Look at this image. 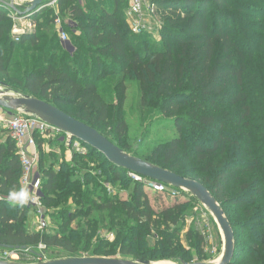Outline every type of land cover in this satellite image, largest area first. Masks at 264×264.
<instances>
[{"label": "trees", "instance_id": "trees-1", "mask_svg": "<svg viewBox=\"0 0 264 264\" xmlns=\"http://www.w3.org/2000/svg\"><path fill=\"white\" fill-rule=\"evenodd\" d=\"M87 1L89 11L83 0L57 4L61 17L77 24L79 48L92 57L76 53L73 64L61 50L53 10L27 13L37 20L36 29L16 42L9 4L0 2V83L58 109L72 108L60 110L124 151L126 86L115 78L121 72L139 82L145 106L157 103V112L173 119L179 131L177 139L143 160L188 179L197 175L222 209L228 205L242 211L243 220L234 224L229 220L235 237L231 264H264V72L250 67L256 53L241 48L232 28L239 19L264 20V11L259 10L264 9V0H250L256 6L243 8L233 0H153L157 10L167 15L168 36L160 48L149 52L134 45L123 0ZM109 2L111 7L106 6ZM256 28L248 26L247 31ZM64 29L68 32L67 26ZM260 45L264 47V42ZM30 52L41 57L29 62ZM108 61L116 67L113 72ZM101 77L113 78L110 83L118 93L115 123L105 94L108 86L99 82ZM6 95L14 94L5 91ZM46 140L61 141L36 134L40 148ZM84 146L88 153L74 152V166L52 164L41 172V202L55 226L29 234L31 208L10 199V193L22 189L17 146L11 138L0 143V248L21 250L44 244L74 258L193 261L179 241L191 204L176 202L156 210L145 184ZM182 159L194 162L193 168L181 170ZM110 184L130 190V201L110 195ZM99 230L113 233L114 241L102 238ZM185 237L190 243L192 234Z\"/></svg>", "mask_w": 264, "mask_h": 264}, {"label": "rangeland", "instance_id": "rangeland-1", "mask_svg": "<svg viewBox=\"0 0 264 264\" xmlns=\"http://www.w3.org/2000/svg\"><path fill=\"white\" fill-rule=\"evenodd\" d=\"M2 1L13 5L14 8H17L18 10L21 8L26 9L32 2V0H13L12 2L10 0ZM51 1L52 0H45L42 6L47 7L38 8L37 10L39 13L37 14H45L49 10H53L54 15L55 10L57 8V4L52 5L51 7L48 6ZM233 1L235 2L234 5H236L237 7L243 8V6H245L246 4H252L253 6H256L254 3H250V0ZM123 3L125 6V11L127 12L129 7V0H123ZM88 4H91V2L83 0V8L86 9ZM106 6L111 7L112 5L109 2ZM86 10L89 11L88 9ZM259 10L264 11V9ZM252 14L253 13H249V15L247 16H251ZM166 17V13L164 14V12H162L159 8L157 10L153 0H145L142 18L146 21V26L143 27L141 31L137 33L132 32L135 35L133 38L134 45H142L144 51L146 49L147 52L151 51V48L154 47L160 48L166 42L168 36V32L166 31L168 26L166 23ZM36 21V19H31L30 22L23 21L19 24V27L22 28L23 26H26V24L24 25V23H30V26H33V30H35ZM63 23L65 26H67V34L69 36V40L66 42H61L59 40V42L61 44V50L70 55V64L74 63L73 59L76 53H78L80 56H88L92 58L90 55L83 53V50L79 48V42L75 40L76 38H79L81 36L80 33L77 31V24L70 21L68 18H64ZM12 24L14 25L15 22L12 21ZM252 25H256L258 26V28L251 31H247L248 26ZM232 28H234L235 30L234 35L236 36V39L241 48L248 50V52L256 53L254 54L256 55L255 59L250 62V67H252L255 72H264V47H261L260 45L262 41L264 42V20H249L248 18L239 19L237 20V22L233 21ZM145 41L148 42L147 47L143 45ZM262 49L263 51L261 52ZM39 57L41 56L38 53L30 52L28 54V61H33L34 59H38ZM80 63L81 62H79V65ZM13 64L16 65L15 60H13ZM107 65H109V67L111 68L109 69V71L111 72H113V70L116 68L114 65H112L111 61H108ZM12 69L19 70L18 68H14V66L12 67ZM89 70L90 69H88V71ZM88 71L87 74H89ZM119 75L120 76L116 77L115 80L122 81L124 86H126L124 103L122 105V115L126 124L128 125L127 133L122 139L121 144L125 149L124 151L129 155L136 158L144 159L149 153L159 150L164 143L177 139L179 137V131L173 119H169L168 117L163 116L157 112V103L151 101L149 107L145 106L139 82L121 76V72L119 73ZM99 80L100 83H107L108 88L105 91V94L107 100L111 104V123H115L116 121L114 120V118L116 117L120 105L118 103L119 97L117 99L118 93L116 95V92L113 88L114 83H110L111 81H113V78L101 77L99 78ZM5 91L11 92L14 95L27 96L22 90H15L9 86L0 83V92L4 93ZM60 109L65 112H70L73 110L72 108L67 107H60ZM19 113L21 112H16L15 115ZM9 117L10 115L4 109H0V136H2L0 139V143L3 141L7 142L10 139V132L7 128V124L5 123V121H7ZM42 145V148H40V146L38 145L32 150V153L35 155L36 168L40 180V196L42 195L41 172L43 171V169L45 167H50L52 164L58 163L65 164L68 167L74 166L73 154L74 152H77L76 150H74L73 145L71 147H67L62 141L59 140H46V142H44ZM87 153L88 151L85 154ZM181 164V170L187 171L193 168L194 162L190 161L189 159H182ZM190 178L192 180L200 181L197 175L190 176ZM112 190H115L114 196H118L123 200L130 201V190L120 191L118 187H114V185L110 184V191ZM145 190L151 201L152 206L158 211L170 207L176 202H187L191 204L193 210L189 213L190 215L185 218L184 223L182 222L184 224V230H182L179 237V241L182 247L185 248V250L189 252L191 256H193V261L186 263L216 264L221 261L225 248L224 237L219 225L215 221V218L205 206L200 204L198 200L189 192H186L181 189H173L165 194H158L154 192L153 189H151L150 187H146ZM27 207L29 210L30 208L32 209V205ZM223 210L225 216L228 220H230V222H232V224H234L233 222L238 223L239 221L243 220L242 211H238L236 208L230 207L228 205L224 206ZM42 213L48 224L47 229L49 230L50 228L55 226L54 221L52 220L51 216H48L49 213L43 208ZM29 215L30 211L28 217ZM188 232L192 234V239L190 243L187 242L185 237ZM32 233H34V231H32ZM98 234L104 239H109L112 242L114 241L110 239V236L113 233H108V231L99 230ZM199 238H201V242H199L200 240H197ZM37 248L38 247H31L32 251L36 253ZM44 253L46 256L44 262L74 258L67 256L63 253V251L56 248L51 249L48 247L44 251ZM5 256L6 250H0V261L8 262ZM120 258L134 261L132 258L128 257L119 256L118 259ZM19 263L40 264L41 262L35 256L25 254L21 257V262ZM151 264L185 263L174 260H162L151 262Z\"/></svg>", "mask_w": 264, "mask_h": 264}, {"label": "water", "instance_id": "water-1", "mask_svg": "<svg viewBox=\"0 0 264 264\" xmlns=\"http://www.w3.org/2000/svg\"><path fill=\"white\" fill-rule=\"evenodd\" d=\"M0 1L2 2V0ZM10 1L12 2L13 0ZM44 2L45 0H34L26 8V13H35ZM9 6L15 12L21 13L20 10L14 8L13 5L10 4ZM0 109H4L9 115H14L16 112H23L28 115L36 116L60 131L69 134L82 144L99 151L111 164L118 168L147 179L151 181V183L156 182L170 188L189 192L200 204L211 212L223 234L225 243L224 253L221 261L216 264H231L235 253L233 228L225 216L221 205L202 183L182 177L171 171L154 166L143 159L129 155L95 129L76 120L45 101L25 95L4 96L0 94ZM0 249L13 250L12 247H1ZM0 264L14 263L0 261ZM40 264H151V262H136L121 258L77 257L41 262Z\"/></svg>", "mask_w": 264, "mask_h": 264}, {"label": "built area", "instance_id": "built-area-1", "mask_svg": "<svg viewBox=\"0 0 264 264\" xmlns=\"http://www.w3.org/2000/svg\"><path fill=\"white\" fill-rule=\"evenodd\" d=\"M33 1L34 0H32V2ZM144 1L145 0H129V7L126 13V18L131 31L134 33L141 31V29L146 26L145 25L146 21L142 18ZM55 4H58V0H52L48 4V6L51 7L52 5ZM9 5H8L9 8L6 7V9L10 11L9 18L13 22H15L11 32L12 38L16 42H19L22 35L25 32L33 30V26H30V23L29 24L24 23V25L26 24V26H23L22 28L19 27V24L23 21L30 22L31 18L28 17L26 13V9L21 8L19 9L21 13H17L14 10H12ZM41 7L45 8L47 6H41ZM37 13H39L38 10H36L34 14ZM52 18H53V25L56 28L60 41L61 42L68 41L69 36L64 29L63 19L57 8ZM0 94L4 95L3 92H0ZM5 123L7 124V128L10 132V138L13 141H15L17 146L19 160L22 166V178H21L22 189H26L29 194V199L27 200L26 203H24V205L26 206L32 205V208H35L38 211L39 218L37 221V227H38L37 230L43 231L47 229L48 224L42 213L43 205L41 204V196L39 193L40 180L37 173L35 155L32 153V151H30V148H32L33 150L34 148L37 147L36 134H39L41 137L44 138L60 137L61 141L67 147H71L73 145L74 150H76L81 154H85L88 151V149L81 142L72 138L69 134L60 131L56 127L44 122L40 118L33 115H28L23 112L16 115L15 114L10 115L9 119L5 121ZM129 176L135 182L143 183L145 184L146 187H150L151 189H153L154 192L159 194H165L174 189L160 183H156V182L151 183V181L131 173H129ZM107 189L110 195L115 194V190L110 191V185L107 186ZM114 238L115 236L114 234H112L110 236V239L114 240ZM47 248L48 247L46 245L40 244L37 248V253L32 251L31 248L30 249L25 248L21 250L7 249L5 257L8 262L17 264L21 262L22 256H24L25 254L27 255L30 254L38 258L40 262H44V259L46 258L44 251Z\"/></svg>", "mask_w": 264, "mask_h": 264}, {"label": "crops", "instance_id": "crops-1", "mask_svg": "<svg viewBox=\"0 0 264 264\" xmlns=\"http://www.w3.org/2000/svg\"><path fill=\"white\" fill-rule=\"evenodd\" d=\"M1 137L2 136H0V139H1ZM30 151H32V148H30ZM38 217H39L38 211L35 208H32L30 210V215L28 217V232H29V234H31L32 231L37 230V228H38L37 227ZM30 221H31V223H30Z\"/></svg>", "mask_w": 264, "mask_h": 264}, {"label": "clouds", "instance_id": "clouds-1", "mask_svg": "<svg viewBox=\"0 0 264 264\" xmlns=\"http://www.w3.org/2000/svg\"><path fill=\"white\" fill-rule=\"evenodd\" d=\"M10 199L14 202L24 204L29 199V194L26 189H20L18 192L10 193Z\"/></svg>", "mask_w": 264, "mask_h": 264}, {"label": "bare ground", "instance_id": "bare-ground-1", "mask_svg": "<svg viewBox=\"0 0 264 264\" xmlns=\"http://www.w3.org/2000/svg\"><path fill=\"white\" fill-rule=\"evenodd\" d=\"M4 94V93H3Z\"/></svg>", "mask_w": 264, "mask_h": 264}]
</instances>
